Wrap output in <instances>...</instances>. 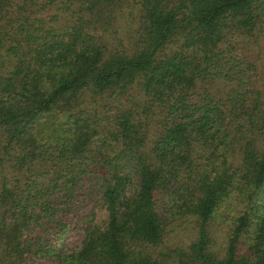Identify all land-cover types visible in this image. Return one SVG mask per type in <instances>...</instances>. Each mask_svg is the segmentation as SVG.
Returning a JSON list of instances; mask_svg holds the SVG:
<instances>
[{
    "label": "trees",
    "instance_id": "trees-1",
    "mask_svg": "<svg viewBox=\"0 0 264 264\" xmlns=\"http://www.w3.org/2000/svg\"><path fill=\"white\" fill-rule=\"evenodd\" d=\"M0 264H264V0H0Z\"/></svg>",
    "mask_w": 264,
    "mask_h": 264
},
{
    "label": "rangeland",
    "instance_id": "rangeland-1",
    "mask_svg": "<svg viewBox=\"0 0 264 264\" xmlns=\"http://www.w3.org/2000/svg\"><path fill=\"white\" fill-rule=\"evenodd\" d=\"M105 216H106V211L103 208H98L97 218L98 219H104ZM215 232L218 233V234L221 233L219 228H215ZM191 233L192 232H189V235ZM187 236H188V233L182 231L181 235H179V237L177 239L178 242H180V240H186ZM217 236L219 237V240L222 239V235H217ZM81 239H82V236L80 234L79 235L75 234V236L67 237V245L69 247L78 246L81 243Z\"/></svg>",
    "mask_w": 264,
    "mask_h": 264
}]
</instances>
